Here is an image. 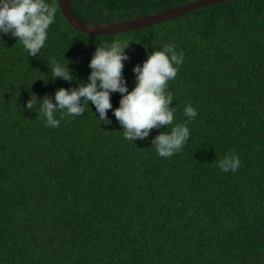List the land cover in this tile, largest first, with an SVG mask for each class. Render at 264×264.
<instances>
[{
	"label": "trees",
	"instance_id": "1",
	"mask_svg": "<svg viewBox=\"0 0 264 264\" xmlns=\"http://www.w3.org/2000/svg\"><path fill=\"white\" fill-rule=\"evenodd\" d=\"M194 0H70L88 23L131 20ZM51 3V0H48ZM45 46L29 57L0 40V264H264V0H227L151 26L108 35L73 29L57 6ZM129 43L122 75L165 44L184 54L168 83L184 148L159 157L152 137L125 140L95 108L45 127L37 99L59 87L54 62L86 81L96 46ZM152 44V45H151ZM67 61H66V60ZM37 79V80H36ZM35 80V81H34ZM34 81V82H33ZM119 93L110 102L118 107ZM198 112L187 121L184 106ZM171 106V105H170ZM235 152L236 172L217 161Z\"/></svg>",
	"mask_w": 264,
	"mask_h": 264
},
{
	"label": "clouds",
	"instance_id": "2",
	"mask_svg": "<svg viewBox=\"0 0 264 264\" xmlns=\"http://www.w3.org/2000/svg\"><path fill=\"white\" fill-rule=\"evenodd\" d=\"M56 0H0V40L9 35L23 46L29 57H36L45 46L48 30L56 19ZM129 43L119 40L105 42L95 47L88 61L90 69L86 81L77 78L67 63L54 62L51 78L75 84V87H59L49 95L39 99L30 93L25 107L32 111L36 106L45 127L57 128L65 117L82 116L94 106L99 125H112V116L121 126L125 140L143 141L154 129L170 127L151 138L159 157L169 158L180 152L187 143L191 130L187 122L174 124L176 109L174 97L168 90V83L176 79L179 66L184 62V54L177 51L174 44L168 43L147 53V58L132 67L135 84L129 91L122 75L124 61L130 59L125 49ZM37 80V79H36ZM35 81V80H34ZM33 81V82H34ZM119 93L118 107L113 108L110 97ZM171 105V106H170ZM183 115L187 121L194 120L198 112L191 105L184 106ZM239 155L235 152L225 154L217 161V167L224 173L236 172L240 167Z\"/></svg>",
	"mask_w": 264,
	"mask_h": 264
},
{
	"label": "water",
	"instance_id": "3",
	"mask_svg": "<svg viewBox=\"0 0 264 264\" xmlns=\"http://www.w3.org/2000/svg\"><path fill=\"white\" fill-rule=\"evenodd\" d=\"M223 1L227 0H194L152 15L110 23H88L82 21L74 15L72 8L70 7V0H57V6L59 7L64 20L73 29L90 35H108L151 26L181 16V14L195 9L214 5Z\"/></svg>",
	"mask_w": 264,
	"mask_h": 264
}]
</instances>
